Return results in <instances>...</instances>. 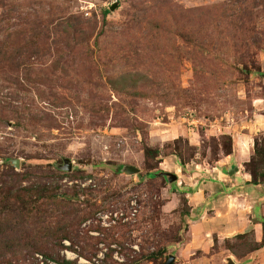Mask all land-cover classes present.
<instances>
[{"label": "rangeland", "instance_id": "1", "mask_svg": "<svg viewBox=\"0 0 264 264\" xmlns=\"http://www.w3.org/2000/svg\"><path fill=\"white\" fill-rule=\"evenodd\" d=\"M257 117L264 0H0V176L45 178L84 218L60 258L26 264H264V224L194 244L187 200L152 171L180 139L213 166ZM239 235L259 250L234 255Z\"/></svg>", "mask_w": 264, "mask_h": 264}, {"label": "trees", "instance_id": "2", "mask_svg": "<svg viewBox=\"0 0 264 264\" xmlns=\"http://www.w3.org/2000/svg\"><path fill=\"white\" fill-rule=\"evenodd\" d=\"M245 2L243 0V4ZM66 32L67 37H79L81 33H70L68 28ZM182 143V139L177 141L175 144L179 147L162 159L177 157L183 167L187 166L188 161L185 162L183 146L180 145ZM187 149L191 150L189 144ZM146 151L147 155L151 153ZM224 153H233V142ZM160 156L157 154L158 159ZM159 163L152 171L159 169ZM246 168L254 185H264V143L260 146L256 142L255 157ZM13 173L0 176V264H19L20 260V264H26L27 258L36 253H43L52 259L60 258L59 247L64 240L72 239L84 222V218L79 215L82 212L75 209L81 205L67 200L65 197L69 196L68 192H64L61 198L59 193L62 188L53 182H46L45 178L24 186L28 181L27 174ZM161 180L166 184L163 178ZM75 195L79 197V193ZM235 239L238 243L229 244L228 248L239 258L259 250L255 243L248 240L247 235H239ZM62 264L72 263L64 261Z\"/></svg>", "mask_w": 264, "mask_h": 264}, {"label": "crops", "instance_id": "3", "mask_svg": "<svg viewBox=\"0 0 264 264\" xmlns=\"http://www.w3.org/2000/svg\"><path fill=\"white\" fill-rule=\"evenodd\" d=\"M259 119L250 132L233 136V153H223L213 166L193 163L183 168L177 157L159 163L161 169L155 173L177 176L171 185L183 194L191 209L187 225L192 243L196 244L199 238V243H205L217 234L221 240L230 239L264 224V185H254L246 169L255 157L256 137L264 136ZM181 133L180 137H187L189 132Z\"/></svg>", "mask_w": 264, "mask_h": 264}, {"label": "water", "instance_id": "4", "mask_svg": "<svg viewBox=\"0 0 264 264\" xmlns=\"http://www.w3.org/2000/svg\"><path fill=\"white\" fill-rule=\"evenodd\" d=\"M117 7L115 6L113 9H116ZM15 167L16 168H19L20 165H19V162L17 161L15 163ZM63 169L65 171H68L69 173H71L73 171V167L71 164H67L65 167H63ZM127 171L130 173V174H138L139 173V170L135 169V168H128ZM158 176L160 177H164L167 179L168 183L172 184L173 182L177 181V176H173L171 174H164V173H160L158 174ZM174 259L175 258H172L170 263L169 264H172L174 262ZM229 264H235V262L233 260H229Z\"/></svg>", "mask_w": 264, "mask_h": 264}, {"label": "built area", "instance_id": "5", "mask_svg": "<svg viewBox=\"0 0 264 264\" xmlns=\"http://www.w3.org/2000/svg\"><path fill=\"white\" fill-rule=\"evenodd\" d=\"M106 218H108V217H106ZM106 218H104V219H106ZM37 257L39 258V260L41 259L42 261H40V262H42V264H44V259H43V257L40 256V255H38ZM81 262H83V261L81 260Z\"/></svg>", "mask_w": 264, "mask_h": 264}]
</instances>
